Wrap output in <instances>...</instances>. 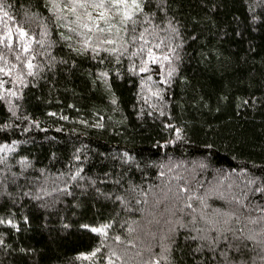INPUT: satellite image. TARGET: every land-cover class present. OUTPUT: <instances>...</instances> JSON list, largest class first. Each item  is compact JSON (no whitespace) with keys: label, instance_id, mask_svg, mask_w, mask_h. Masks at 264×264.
<instances>
[{"label":"trees","instance_id":"1","mask_svg":"<svg viewBox=\"0 0 264 264\" xmlns=\"http://www.w3.org/2000/svg\"><path fill=\"white\" fill-rule=\"evenodd\" d=\"M0 2L11 5L8 11L14 17L0 23V32L5 24L20 23L38 34L40 20L24 23L23 13L30 9L43 17L51 33L49 39L54 41L51 52L45 55L39 54L43 52L39 45H33L38 49L35 62L45 67L38 69L40 75L24 88L19 112L38 121L40 127L0 133V143L21 141L8 164L12 172L24 173L13 183L4 180L10 172L0 171V216L11 212L19 224V230L0 225V235L10 245L0 246V264H106L98 257L108 255L110 247L117 252L127 249L125 260L143 264L149 258V248L160 251L165 229L178 228V217L185 223L190 220L191 209L181 211L174 193L180 184L195 187L192 161L204 157L211 161L207 171L196 172L205 185L213 181L215 168L264 165V22L251 20L254 13L249 4L255 7L254 0H166L167 18L179 27L183 47L171 84L160 85L167 89L164 101L149 98L146 89L141 91L139 80L152 75L158 82L156 72L139 76L129 73L127 56L116 64L104 52L96 59L91 52H74L69 44L78 47L77 41L83 37L64 25L75 18L69 15L55 23V13L45 7L48 0ZM145 3L146 11L156 12L153 22L165 27V13L157 7L159 0ZM255 14H264V9L257 7ZM61 32L73 39L65 41ZM49 56L56 57L54 67L47 66ZM115 69L121 71L122 78ZM105 70L110 71L111 89L99 76ZM153 104L161 106L164 115L150 107ZM9 116L0 102V123ZM14 122L27 124L26 120ZM167 124L181 128L183 139L165 144L175 137ZM124 152L134 157L135 163L123 160ZM77 155L79 161L74 159ZM20 156H28L34 167L22 169ZM76 166L82 169L84 179L74 181L70 185L72 195H61L54 207L42 206L49 197L35 200L26 194L28 189L35 193L45 176L51 185L59 173L70 167L74 172ZM40 168L46 169L43 175L38 172ZM0 169L4 165L0 164ZM36 177L40 179L36 181ZM209 203L217 207L220 202L210 198ZM193 208L198 216V201H193ZM105 222L111 228L101 253L91 260L77 259L79 252L89 251L99 239L91 234L90 240L79 225ZM116 235L121 241L115 240ZM189 235L195 232L178 228L172 249L174 264H207L209 253L195 252L198 241L186 240ZM129 240L133 244L127 243Z\"/></svg>","mask_w":264,"mask_h":264},{"label":"snow or ice","instance_id":"2","mask_svg":"<svg viewBox=\"0 0 264 264\" xmlns=\"http://www.w3.org/2000/svg\"><path fill=\"white\" fill-rule=\"evenodd\" d=\"M254 3L255 7L253 4H249V10L254 13L251 20L264 22V14H255L257 7L264 9V0H254ZM164 5H166V0H159L157 7L165 13V19L162 21L165 24L163 28L153 22L156 12L146 11L145 0H66V2L65 0H48L45 7L55 13L54 22L57 24L69 15L75 18L64 26L83 37L77 41L78 47L69 44V47L78 55L91 52L93 59H96L104 52L116 64L122 63V57L127 56L129 60L127 71L129 73L139 76L141 73L156 72L159 77L158 82L153 80L152 75H147L146 80H139L143 86L141 91L146 89L150 94L149 98L158 97L164 101V93L167 89L160 85L171 84L172 77L178 71L177 62L181 60L180 52L183 47V38L180 35L179 27L173 23V19L167 18V8ZM10 7V4L0 2V23L4 19H14L9 14ZM94 13L96 14L94 15ZM23 15L26 24L31 25L35 20L41 21L38 34L30 32L20 23H16L14 26L5 24L4 30L0 32V46H2L0 76L9 78L8 80L0 79V102H3L10 113V116L0 123V133L5 135L18 127L22 128L23 132H27L31 127H40L38 121L26 113L21 116L19 112L24 99V88L40 75L38 69L45 67V64L35 62L38 49L33 45H39L43 49V52H39V54L45 55L51 52L54 43L49 39L51 33L47 23L38 12L26 9ZM73 25L75 26L73 27ZM105 33L107 35H103ZM160 33L166 35L162 36ZM60 36L65 41L73 39L72 36H67L63 32L60 33ZM130 47L134 50L130 51ZM55 59L56 57L49 56L47 66L54 67ZM103 62L104 58L101 57V63ZM115 72L117 77L122 78L123 74L119 69H115ZM99 76L111 89L110 71H101ZM7 83H10L11 87H6ZM111 98L112 103L116 104L117 100L114 94ZM150 107L156 108L160 115H164L161 106L153 104ZM50 114L56 115V113ZM62 118L68 119L67 116ZM15 120H26L27 124L17 125ZM97 126L103 127V124L98 123ZM167 127L174 131L175 137L173 140L165 141V144L183 139L181 128L172 124H167ZM27 142L30 141H25V143ZM20 143L21 141L15 139L10 143H0V164L4 165V169H0V171L6 169L10 172L11 176H5L4 180L11 179L13 183L24 175L23 172H12L11 166L8 164L9 156L14 153ZM208 147L211 148L212 145H208ZM74 159L79 161L81 157L77 155ZM122 159L135 163V158L128 152L123 153ZM18 163L22 169L34 167L28 156H20ZM191 163V175L195 187L188 183L180 184L174 193L176 199L180 201L181 211L185 207L191 209L188 223L177 218L178 228H190L195 232V235L186 236L185 239L198 241L195 252L207 251L209 253L207 264H264V165H253L252 168H248L237 164L235 168L228 170L215 168L213 181L205 185L197 178L196 172L197 170L207 171L212 167L211 161L208 157H204ZM136 166L139 167L138 164ZM176 166L179 167V165ZM160 167L163 168L164 165L161 164ZM38 172L43 175L46 169L40 168ZM81 173L82 169L79 166L75 167L74 172L70 167L67 172L59 173L56 179L52 180L51 185L45 176L44 184L38 187L35 193L32 189H28L26 194L35 200L49 197L50 200L45 201L42 206L54 207L61 195H72L70 185L78 179H84ZM160 175L163 176L164 172L161 171ZM25 179L27 180V177ZM39 179L40 177L35 178L36 181ZM91 183L95 184L96 181L92 180ZM81 187L83 186L81 185ZM96 191L99 193L100 189H96ZM104 195L107 197L111 194L104 193ZM210 198L219 201V205L213 207L209 203ZM116 199L123 198L116 197ZM193 201L199 202L198 216L195 214L197 209L193 208ZM206 209H211V211H206ZM172 215H175V212ZM22 219L27 221L28 217L23 216ZM0 225H7L19 230V224L11 212L8 216H0ZM79 227L84 230L83 234L90 240L93 239L91 234H96L99 237L89 251L78 253L77 259L91 260L97 257V254L101 253L102 248L106 246L105 242L108 240L111 224L105 222L99 226H93L90 223H82ZM178 228L170 226L164 230L159 242L160 251L152 252L149 248V258L144 260L143 264H174L172 249L175 245ZM129 231H132L131 227H129ZM115 240L121 241V237L116 235ZM127 243L133 244V241L129 240ZM0 246H10L6 245L3 235H0ZM127 255V249L117 252L114 247H110L108 255L98 258L105 260L106 264H130L131 258L124 259ZM136 255L139 256L141 253L137 252Z\"/></svg>","mask_w":264,"mask_h":264}]
</instances>
